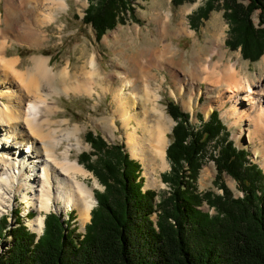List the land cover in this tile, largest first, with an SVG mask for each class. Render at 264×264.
I'll use <instances>...</instances> for the list:
<instances>
[{
	"label": "trees",
	"instance_id": "1",
	"mask_svg": "<svg viewBox=\"0 0 264 264\" xmlns=\"http://www.w3.org/2000/svg\"><path fill=\"white\" fill-rule=\"evenodd\" d=\"M134 1L91 0L83 21L100 40L126 22L125 13L134 19ZM184 1L172 0L175 6ZM220 2L230 25L227 45L250 61L259 60L264 55V0H207L190 16L192 25L198 28L209 19ZM167 108L177 122L167 148L171 169L162 176L169 192L143 190L142 164L125 145L88 132L92 150L79 161L104 190H95L98 203L86 231L72 227L73 214L64 221L57 212L47 213L42 234L32 232L18 212L15 226L1 217L0 264H264L263 171L223 135L226 128L216 111L195 128L174 99ZM208 160L215 162L217 178L231 175L244 194L235 196L223 183L222 194L199 191L197 178ZM204 203L215 213L205 210Z\"/></svg>",
	"mask_w": 264,
	"mask_h": 264
},
{
	"label": "bare ground",
	"instance_id": "2",
	"mask_svg": "<svg viewBox=\"0 0 264 264\" xmlns=\"http://www.w3.org/2000/svg\"><path fill=\"white\" fill-rule=\"evenodd\" d=\"M67 6V0H5L7 15L22 14L21 27L16 34L2 26L0 14V146L4 149L8 148L5 146L8 142H18L25 152L21 158L27 157L22 160L12 155L10 148L0 154V215L13 217L11 201L19 195L30 210L37 211V215L29 216L27 221L28 227L37 234L44 229L45 213L50 212L55 204L61 202L65 210L75 208L84 230L97 203L94 190L79 179V175H88L89 170L71 158V148L82 147L79 134L74 136L75 143L62 148L68 135L66 138L62 133L58 134L54 127L56 121L51 115L59 109V105L51 100L54 96L71 93L93 95L100 89L111 91L114 117L128 128L126 149L143 164L147 178L145 188L157 183L154 165L163 169L169 167L170 122L159 109L165 76L161 80L156 68H174L173 57L161 61L152 58L141 64L136 56L131 69L129 67L117 76L103 74L95 53L77 69L70 64L56 69L46 55L31 57L28 65L20 69V58L7 55L8 48L14 43L40 46L44 29L39 26L45 27L53 22L57 19L56 13ZM27 16L31 17L30 20ZM210 31L214 43L208 54L205 53L207 45L195 51L192 73L198 83H207L208 92L217 89L218 104L227 106L224 115L239 128L235 134L238 142L245 144L246 136L247 141L259 144L257 153L264 168V57L261 73L250 76L243 72L242 66H238L239 60L228 57L223 50L226 30L219 26ZM133 71H136L135 77L132 76ZM171 72L176 79L182 80L179 72ZM116 77L120 79L119 85ZM188 82L195 84L191 77ZM130 87H133L132 91ZM179 89L182 92L184 86ZM30 141L32 146L28 145Z\"/></svg>",
	"mask_w": 264,
	"mask_h": 264
},
{
	"label": "rangeland",
	"instance_id": "3",
	"mask_svg": "<svg viewBox=\"0 0 264 264\" xmlns=\"http://www.w3.org/2000/svg\"><path fill=\"white\" fill-rule=\"evenodd\" d=\"M67 1L68 6L56 13L57 19L47 24L45 27H42V25L39 26L40 29H44L42 30L44 33H41L43 42H41L40 46L14 43L8 48L7 55L9 57L18 56L20 58V69L25 68L30 62V58L36 55H46L49 57L51 59V64L56 66V69L64 68L69 64L73 69H77L89 56L95 53L98 55L103 74L113 73L119 76L132 65L137 57L141 64H145L147 60L152 58L161 61L173 57L174 68L168 69L167 66L162 69L156 68L161 80L163 76H165L163 88L161 90L159 109L170 122L169 144L172 141L173 127L177 123L168 112L167 103L169 99H174L183 111L189 113L190 122L195 128H200L203 122L209 121L212 113L216 111L226 128L223 135H227L228 140H232L237 147L245 149L248 152L247 158L250 162L257 163L264 173L261 158L257 153L259 144L247 141L246 136L245 144H240L238 142L235 134L238 132L239 128L233 125L224 115L227 106L221 107L218 104L216 100L217 89H214L213 92H208L209 87L207 83L203 81L198 83L197 77L192 73V58L195 51H198L199 47L207 45L205 53L208 54L210 52L209 48L214 43V38L210 29L219 26L220 29L226 30V34L223 36V50L227 52L228 57L239 60L238 66H242L243 72H247L250 76L252 75L255 77L257 74L261 73V62L264 55L257 61H250L244 58L240 49L233 50L227 45L226 40L229 37L230 25L226 20L225 8H223L222 2L210 13L209 19L202 20L197 28L192 25L190 16H193L199 7L205 6L207 0H185L178 6H175L172 0H135L131 4L135 9L134 19L128 12L125 13L124 17L126 22L117 23L115 28L108 30L99 40L91 24H86L83 21L91 0ZM0 14L2 26L7 30L14 31V34H16L21 27L19 26V22H22V14L19 13L16 15L12 13L11 15H7L5 0H0ZM30 18L31 17L27 16V20H30ZM254 18L256 22H258L257 14ZM45 37H47L46 40L44 39ZM172 70L179 72L182 80L176 79L172 75ZM135 73L136 71H133V77H135ZM190 77L195 82L194 85L188 82ZM115 79L116 84L119 85L120 79L117 77ZM155 83L158 82L156 81ZM180 84L184 86L182 92L179 89L181 86ZM129 90L132 91L133 87H130ZM112 94L111 91L100 89L99 93L93 94L94 96L89 93H71L70 95H56L51 99L59 105L58 111L51 115L52 119L56 121L54 127L58 129V134L62 133L61 135L66 138L68 135L69 138L65 140L62 148L65 145L75 143L74 136L78 134L83 142L82 147L78 149L74 147L71 148V158L79 161L83 152L92 150L91 144L86 139L88 132L102 135L110 144H124L126 148L125 135L128 128L123 127L122 121L114 117ZM189 104L191 107H189ZM140 107L141 105L139 108ZM68 130L71 131L72 134L74 133L73 136L71 132L68 133ZM18 144V142L16 144L14 142H8L5 145L8 148L5 147L4 149L0 146V154H3L10 148L12 149V155L15 154L21 158L25 152H23ZM28 145L32 146L31 141ZM13 146L18 147L16 148ZM210 149L213 153L217 154L215 150L218 149L214 146ZM94 158L96 157L94 156ZM26 159L27 157H24L22 160ZM134 159L142 164L139 159ZM167 161L169 163L168 168L163 169L157 165L153 166L157 183L148 188H145L147 178L143 173L144 168L142 164V176L144 177L143 190L155 189L159 194L167 193L171 190L170 184L164 182L162 177L164 173L171 169L168 158ZM217 175L218 171L215 162L213 160H208L202 166L197 178L199 191H212L217 194H222L223 189L220 184L223 183L231 189L235 196H242L244 194L241 187H239L238 181L231 175L225 174L222 180L217 178ZM79 177L80 180L84 181L94 190V193L95 190H104V185L101 184L93 172L89 171L88 175H79ZM96 180L99 183L97 185ZM157 198L159 200V196ZM12 199L11 208L9 207L11 210L10 212L13 213V217L14 213L18 212L19 218L23 219L27 225V221L29 220L27 216L35 217L37 211L33 209L30 210L27 203L21 201L19 195ZM61 205V202L55 204L50 212L54 211L59 213L62 215L64 221H69L73 214L72 220H70L72 227L76 226L77 232L84 233L86 228H84V230L82 229L77 210L72 207L65 210ZM203 208L215 213V210L210 208L208 203H204ZM46 214L47 213H45V218ZM0 217L4 216L0 215ZM13 217L8 216L7 218L11 221L12 226H15V218ZM152 217L156 220L157 214L154 213ZM90 221L91 219L87 224ZM7 238L12 240L13 237L12 235H8Z\"/></svg>",
	"mask_w": 264,
	"mask_h": 264
},
{
	"label": "water",
	"instance_id": "4",
	"mask_svg": "<svg viewBox=\"0 0 264 264\" xmlns=\"http://www.w3.org/2000/svg\"><path fill=\"white\" fill-rule=\"evenodd\" d=\"M97 202H98V200H97Z\"/></svg>",
	"mask_w": 264,
	"mask_h": 264
}]
</instances>
